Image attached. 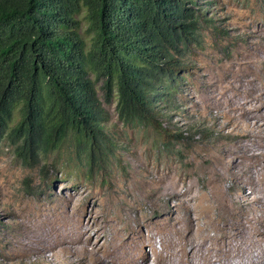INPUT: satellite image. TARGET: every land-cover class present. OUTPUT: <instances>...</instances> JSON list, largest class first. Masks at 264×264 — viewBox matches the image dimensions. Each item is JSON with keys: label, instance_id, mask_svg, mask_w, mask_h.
Instances as JSON below:
<instances>
[{"label": "rangeland", "instance_id": "obj_1", "mask_svg": "<svg viewBox=\"0 0 264 264\" xmlns=\"http://www.w3.org/2000/svg\"><path fill=\"white\" fill-rule=\"evenodd\" d=\"M187 5L206 21L155 129L123 125L106 104L94 166L71 138L30 165L0 137V264H92L76 255L83 246L104 262L207 264L232 247L227 218L236 227L242 212L264 216V174H230L239 160L248 170L231 154L240 103L253 99L251 114L264 120V64L246 65L264 51V0ZM260 150L253 160L264 172Z\"/></svg>", "mask_w": 264, "mask_h": 264}, {"label": "trees", "instance_id": "obj_2", "mask_svg": "<svg viewBox=\"0 0 264 264\" xmlns=\"http://www.w3.org/2000/svg\"><path fill=\"white\" fill-rule=\"evenodd\" d=\"M188 3L0 0V137L30 165L71 138L94 166L106 104L123 125L155 129L206 21Z\"/></svg>", "mask_w": 264, "mask_h": 264}, {"label": "bare ground", "instance_id": "obj_3", "mask_svg": "<svg viewBox=\"0 0 264 264\" xmlns=\"http://www.w3.org/2000/svg\"><path fill=\"white\" fill-rule=\"evenodd\" d=\"M262 52L264 51L255 52L253 54L255 58L252 57L251 60L246 62V65L261 66L264 64V53ZM257 92L259 95L264 94L262 88L258 89ZM240 104L239 111L241 112L235 115L234 118V125H236L235 127H237L238 130L236 134L240 136V139L236 145L234 144L235 146L231 154L249 160L248 170L246 169L247 171L242 172L239 169L242 163V161L239 160L235 164V168L237 169L230 174H247L246 178L255 181L261 174H264V172L258 169V162L253 160L256 152L260 149H264V120H259L251 114L254 109L253 99ZM242 179L245 180L244 177ZM256 199L263 202L264 205L263 196H258ZM218 207L221 211L226 213L229 212L230 215L232 214L231 205L221 204ZM247 212L248 213L242 212L241 215H239L241 220H239L236 227L230 222V218H227V223H225L227 234L234 233L235 235L234 241L231 243L232 247L229 251H225V248H222L221 254L216 258H212L215 253H209V255L205 257L208 259L207 264H264V216L257 217L254 213ZM229 229L235 230L228 233ZM63 249L66 251L67 248ZM76 253V255L81 257L79 260H82V258L94 260L92 264H135L132 263V261L126 263L125 261L104 262L102 260H97L94 252L90 251L86 246L78 248Z\"/></svg>", "mask_w": 264, "mask_h": 264}]
</instances>
